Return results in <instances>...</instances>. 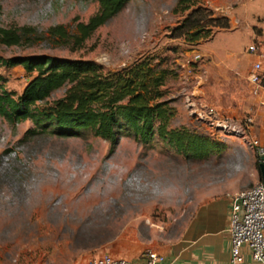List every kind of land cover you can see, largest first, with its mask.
Returning <instances> with one entry per match:
<instances>
[{
    "label": "rangeland",
    "instance_id": "374dc122",
    "mask_svg": "<svg viewBox=\"0 0 264 264\" xmlns=\"http://www.w3.org/2000/svg\"><path fill=\"white\" fill-rule=\"evenodd\" d=\"M178 1L129 0L75 47L55 44L47 30L63 25L75 33L98 11L96 1L0 0L1 29L36 30L19 45L0 43L1 58L49 55L111 72L148 59L169 72L163 87V100L175 110L169 129L211 144L210 154L196 159L156 136L144 143L123 130L111 151L90 131L63 137L30 120L0 117V264H75L120 240L170 243L183 236L198 191L225 174L224 144L244 141V102L252 98L245 78L255 59L247 49L264 42V0H193L186 10ZM197 8L226 19L227 28L209 25L211 37L194 43L174 38ZM0 75L16 97L30 80L20 67L0 65Z\"/></svg>",
    "mask_w": 264,
    "mask_h": 264
},
{
    "label": "trees",
    "instance_id": "16d2710c",
    "mask_svg": "<svg viewBox=\"0 0 264 264\" xmlns=\"http://www.w3.org/2000/svg\"><path fill=\"white\" fill-rule=\"evenodd\" d=\"M89 1V0H82ZM98 11L86 23L78 22L75 33L63 25L50 27L49 37L57 45L80 47L96 29L115 17L129 0H94ZM193 0H179L177 7L188 9ZM210 12L197 8L173 30V37H184L194 43L211 37L207 26L224 29V18H210ZM203 33V34H202ZM36 35L33 28L1 29L0 43L21 44L23 38ZM6 68L20 67L30 76L19 96L4 88L0 75V117L9 123L30 120L39 130L52 131L63 137L90 131L110 142L113 151L123 130H130L146 143L155 136L178 152L196 159L207 157L211 144L203 137L169 129L175 110L163 100V87L169 76L165 69L156 70L149 60H142L119 71H105L92 61L60 58L49 55L1 58ZM65 88L62 97L47 103L51 94ZM43 103V104H42ZM259 173V161L256 162Z\"/></svg>",
    "mask_w": 264,
    "mask_h": 264
},
{
    "label": "crops",
    "instance_id": "0c3cea01",
    "mask_svg": "<svg viewBox=\"0 0 264 264\" xmlns=\"http://www.w3.org/2000/svg\"><path fill=\"white\" fill-rule=\"evenodd\" d=\"M243 110L247 115L245 130L240 126L244 141L224 144V150L219 154L226 158L225 164L221 163L225 165V174L198 191L183 236L162 244L120 240L100 253L124 258L131 264H146V255L150 251L162 257L160 264H230L231 196L261 182L256 168L259 156L248 143L252 139L264 140V92L257 97L247 96ZM231 156L234 162L227 161ZM242 255L241 264H256L246 248L242 249ZM88 259L75 264H86Z\"/></svg>",
    "mask_w": 264,
    "mask_h": 264
},
{
    "label": "built area",
    "instance_id": "2783aa9c",
    "mask_svg": "<svg viewBox=\"0 0 264 264\" xmlns=\"http://www.w3.org/2000/svg\"><path fill=\"white\" fill-rule=\"evenodd\" d=\"M248 53L254 61L245 78L249 93L253 97L264 92V42L248 46ZM249 147L260 157L264 155V140L252 139ZM228 232L230 235V264H241L242 249L249 250L253 262L264 264V186L261 182L231 196ZM162 257L148 252L146 264H160ZM86 264H131L124 258H115L107 253H97Z\"/></svg>",
    "mask_w": 264,
    "mask_h": 264
},
{
    "label": "water",
    "instance_id": "95a60500",
    "mask_svg": "<svg viewBox=\"0 0 264 264\" xmlns=\"http://www.w3.org/2000/svg\"><path fill=\"white\" fill-rule=\"evenodd\" d=\"M259 171L261 176V183L264 186V155L259 157Z\"/></svg>",
    "mask_w": 264,
    "mask_h": 264
}]
</instances>
